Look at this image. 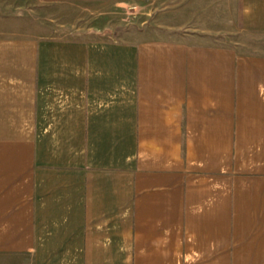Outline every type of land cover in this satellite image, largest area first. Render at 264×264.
Returning <instances> with one entry per match:
<instances>
[{"label": "crops", "instance_id": "crops-1", "mask_svg": "<svg viewBox=\"0 0 264 264\" xmlns=\"http://www.w3.org/2000/svg\"><path fill=\"white\" fill-rule=\"evenodd\" d=\"M172 1L128 38L31 19ZM16 262L264 264V0H0V264Z\"/></svg>", "mask_w": 264, "mask_h": 264}, {"label": "rangeland", "instance_id": "rangeland-1", "mask_svg": "<svg viewBox=\"0 0 264 264\" xmlns=\"http://www.w3.org/2000/svg\"><path fill=\"white\" fill-rule=\"evenodd\" d=\"M167 4L171 5H166L165 8H161L162 6L158 7L155 11L156 15H154L155 12L152 15L149 13L144 14L136 8L124 7L117 15L106 14L104 16L100 11L93 9L82 11L75 7V9L67 11L58 10L55 14L44 17L33 15L31 19H43L44 23L55 25L54 30L56 32L68 36L95 34L96 36L106 38H128L132 33L135 35V33L141 32L142 29H149L146 25L152 26L157 23H163L160 17L161 14L159 16L157 13L160 11L159 9L161 11H171L170 13H178V2L172 1ZM141 33L145 34L143 31ZM239 39H242V37ZM7 264H18V262Z\"/></svg>", "mask_w": 264, "mask_h": 264}]
</instances>
